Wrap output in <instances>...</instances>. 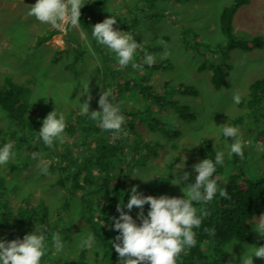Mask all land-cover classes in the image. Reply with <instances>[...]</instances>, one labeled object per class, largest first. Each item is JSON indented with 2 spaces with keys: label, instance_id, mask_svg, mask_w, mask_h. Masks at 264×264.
<instances>
[{
  "label": "rangeland",
  "instance_id": "rangeland-1",
  "mask_svg": "<svg viewBox=\"0 0 264 264\" xmlns=\"http://www.w3.org/2000/svg\"><path fill=\"white\" fill-rule=\"evenodd\" d=\"M91 1L97 18L102 14L104 18L112 14L117 17L114 27L118 26L121 31H125L124 24L132 27L129 33L143 44L133 57L137 64H141L138 57L148 49L159 47L153 54L154 62H168L167 66H170L154 69L144 65L142 70L132 68L131 63L120 66L116 63L115 53L98 45L80 24L76 27L66 26L61 32L28 15V9L35 0H0V83L10 78L30 91V118L41 122L54 107L67 117L78 109L77 97L83 102L90 96L93 102L90 101L89 111H100L97 100L103 90H110L112 97L120 103L126 117L125 123L133 119L136 127V131H130L129 136L125 137L127 148L122 155L136 188L144 189L158 177L172 176L173 182L183 171V164L184 171L190 172L194 164L203 160L199 154L203 140L212 141L215 150L226 152L227 142L232 143V138L220 137L217 129V126L226 123L237 126L241 139H246L248 143L237 165L235 154L231 158L225 157V178L240 174L239 171H244L248 179L257 181L264 178V139L260 136L264 130V100L255 114L233 102L234 94L240 95V101L248 100L252 83L264 77V46L248 52L234 48L228 52L226 59L220 51V48L227 46L220 28L221 14L234 0H105L104 9L98 7L97 0ZM233 28L239 38L260 37L264 42V0H250L240 7L233 18ZM54 30L58 33L38 46V39ZM73 32L79 38L84 56L72 70H68L75 60L74 54L64 56L57 64L52 59L56 50L66 46V35ZM73 47H77V44ZM89 47L96 53L95 56L90 54ZM102 56L108 59V69L103 71L106 74L101 75L98 68L103 66ZM206 58L209 60L208 67L200 71ZM213 62H225L230 66L218 90L212 84L213 70L209 65ZM144 80L157 92L189 106L198 117L194 121H185L170 106L157 105L144 99L140 93ZM128 81L132 82L123 87L121 94L115 90V85L124 86ZM178 84L195 88L198 96L178 93L174 90V85ZM153 119L164 122L166 130L176 131L179 136L153 131L149 126ZM14 127L13 120L0 107V143L5 140L11 142L15 152L7 164L0 165V174L10 164L24 166L13 177L20 188L11 194L12 205L20 206L23 200L29 198L34 204H40L43 199L47 202L51 218L64 199V190L57 185L58 168L50 169L47 162V170L41 171L39 160L49 159L45 152L47 147L35 142L29 129L26 135L21 131L12 135ZM140 141L148 142V147L142 151L136 149V159H133L131 149ZM76 142L77 137L64 131V141L54 143L55 150L63 153L69 148L74 152ZM34 151H39L41 156L34 159L31 155ZM133 175L151 180L143 181ZM187 183L173 184L171 196L183 197L181 187ZM79 208V202L74 201L67 215L76 219L74 211ZM249 223L253 227L254 219ZM84 234L81 228H77L69 235L71 242L66 243L59 253L62 264H71L76 258L80 251L76 243ZM20 237L21 234H18L9 239ZM260 245H264V237L255 231L252 239L246 243L233 240L225 248L227 264H240L246 246ZM203 249L207 255H211V243H205ZM88 255L93 264L99 263L98 254H94L93 249H89ZM253 261L254 264H264V258L254 257Z\"/></svg>",
  "mask_w": 264,
  "mask_h": 264
},
{
  "label": "trees",
  "instance_id": "trees-1",
  "mask_svg": "<svg viewBox=\"0 0 264 264\" xmlns=\"http://www.w3.org/2000/svg\"><path fill=\"white\" fill-rule=\"evenodd\" d=\"M249 1L234 0L221 14L220 28L227 40L225 49H221L219 46L224 59L228 57V52L234 48L248 52L261 49L264 46L263 39L260 37L245 39L237 37L234 33L233 18L239 8L248 4ZM84 3L86 4L81 8L79 24L91 38L90 27L102 22L105 16L104 14L100 15L99 18L95 16V6L91 0H84ZM105 3V0H97L96 2L100 9L105 8ZM135 21L137 20L135 19ZM124 30L131 31L132 27H126L124 24ZM57 33L58 31L54 30L48 35L41 36L38 39V46L44 44ZM70 34L65 37L66 46L56 50L52 59V62L57 64L64 56L74 54L75 60L68 67V70H72L75 63L84 56L79 46L78 36L74 32ZM74 44H77L78 48L73 47ZM158 50L159 47H154L146 52L154 54ZM145 53L138 57L139 63H142ZM107 60L106 56H102L103 66L98 68V73L101 75L106 74L103 71L108 69ZM208 61L206 58L199 69L200 71L207 69ZM167 65L168 62H154L151 67L155 69L160 68V66H170V64ZM209 66L213 70L212 84L218 90L222 87L230 66L225 62H213ZM131 82H126L124 86L115 85V90L120 91L121 94L124 91L123 87L130 85ZM174 90L184 95L198 96V91L195 88L184 84L174 85ZM29 93L30 91L26 87L7 78L3 83H0V107L14 122L15 127L13 130L11 129L12 135H16L19 131L26 135L27 129H29L32 131L33 140L42 143L36 132L39 131L41 123L30 118ZM140 93L144 99L154 101L157 105L170 106L185 121H194L198 117V114L193 112L189 106L182 105L178 101L166 97L165 94L157 92L153 86L147 84L146 80L143 81ZM263 100L264 77L252 83L249 99L240 101L239 106L255 114L262 107ZM90 101L93 102L91 99ZM129 116L134 118L133 115ZM65 120L66 128L64 131L73 137H77L75 151L73 152L72 149L68 148L67 152H57L55 150L56 145L51 148L46 146L45 149L49 157L46 159L50 169L58 168L57 185L64 190V199L60 207L54 211L50 218L47 202L43 199L40 200V204H34L31 201L32 198L28 197L29 199L23 200L20 206H13L11 194L20 188L14 183V178L24 166L17 163L10 164L0 174V239L8 237L7 240H11L9 237L15 238L18 234L23 237L26 233L31 232L34 227L38 228L45 225L48 228L47 251L42 257L41 264H62L63 262L59 257L60 252H57L53 247L51 236L58 235L65 246L66 243L71 242L69 235L72 234L73 230L81 228L85 234L92 233L95 237V244L91 249H93L94 254H98V264H117L118 254L114 249H111L110 241L118 233L111 229V218L119 215L116 212V204L119 199L123 198L126 202L128 192L135 186L130 175V168L127 166V162L123 160L122 155L127 148L124 144L125 137L129 136L130 131H136V127L133 124V119H131L123 125L124 134H117L112 130L102 131L87 115L80 114L78 109L72 111L65 117ZM149 126L153 131L175 137L179 136L176 131L166 130L165 123L157 119H153ZM260 136L264 139V130ZM148 144L146 141L136 142V147L131 149L132 158L136 159V149L142 151L148 147ZM213 146L212 141L203 140L199 148L200 156L203 159L214 158L216 150ZM240 160L237 157L235 164L237 165ZM239 172L240 174H232L226 179L225 161L223 165L217 166L215 174L218 177V187L226 192V196L220 197L217 193L211 201L194 205L198 213L201 211L204 213L202 223L199 228L194 229L196 233L195 245L182 251L176 264H227L226 246L233 240L246 243L252 239L253 231L249 221L264 213V178L256 181L248 179L244 171ZM190 173L194 177L195 173L192 170ZM188 182H191V178ZM137 190L144 195L154 197L162 194L171 196L174 191L172 176L158 177L152 185L144 189L137 188ZM74 201L80 204V208L74 211L77 215L76 219L67 215L69 210H72L70 208ZM143 210L146 214L148 205H145ZM137 211L134 206L129 214L136 219ZM137 222L139 223V221ZM205 243H211L212 253L210 256L204 252ZM88 252L89 249H80L71 264H93Z\"/></svg>",
  "mask_w": 264,
  "mask_h": 264
},
{
  "label": "clouds",
  "instance_id": "clouds-1",
  "mask_svg": "<svg viewBox=\"0 0 264 264\" xmlns=\"http://www.w3.org/2000/svg\"><path fill=\"white\" fill-rule=\"evenodd\" d=\"M85 4L84 0H35L28 9V15L63 32L66 25L69 27L79 25L81 8ZM116 24L117 17L108 15L102 22L90 27L91 38L107 51L115 53L116 63L120 66L131 63L134 69L142 70L144 65L151 67L154 63V55L146 52L142 63L137 64L133 57L143 44L138 43L129 31H121L118 26L114 27ZM89 52L93 56L96 55L91 47ZM77 98L79 113L87 115L102 131L112 130L114 133L124 134L123 125L126 117L121 111L120 103L112 97L110 90H103L97 100L100 111H89L90 96L83 102H80L79 97ZM240 99L239 94L233 95L234 103L239 104ZM40 123V129L36 132L45 146L51 148L54 143H63L66 128L63 111H57L54 107ZM217 129L220 137H231L233 142L228 143L227 140H223L227 142L226 152L216 150L214 158L207 157L194 164L192 167L194 177L192 173L184 171L183 164V171L178 173L172 182L174 185H180L191 178V182L181 187L183 197L163 194L158 197L144 195L133 186L127 194L126 202L123 198L119 199L116 204V212L119 215L111 218V229L118 234L110 241L111 249L118 254L117 264H176L181 252L195 245L194 229L200 227L204 213L203 211L198 213L194 205L211 201L217 193L220 197L226 196V192L218 187V177L215 174L217 166L223 165L226 156L231 158L235 154L243 158V148L248 143L246 139H241L237 126L226 123L217 126ZM31 155L37 159L41 153L34 151ZM14 156L11 142L5 140L0 143V165L7 164ZM39 166L41 171H46L47 161L39 160ZM133 176L143 181L151 180ZM145 205H148L146 214L143 210ZM134 206L138 210L136 219L129 214ZM253 219L251 230L264 237V213ZM47 237L48 228L41 225L38 228L34 227L22 238L0 239V264H41L42 257L47 251ZM51 240L57 252L63 250L64 244L58 235H52ZM94 244L95 237L92 233H87L79 237L76 247L90 249ZM246 247L247 250L241 257L240 264H254V257L264 258V245Z\"/></svg>",
  "mask_w": 264,
  "mask_h": 264
},
{
  "label": "built area",
  "instance_id": "built-area-1",
  "mask_svg": "<svg viewBox=\"0 0 264 264\" xmlns=\"http://www.w3.org/2000/svg\"><path fill=\"white\" fill-rule=\"evenodd\" d=\"M66 26H67V25H66ZM66 26H65V27H66Z\"/></svg>",
  "mask_w": 264,
  "mask_h": 264
}]
</instances>
